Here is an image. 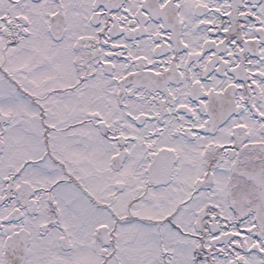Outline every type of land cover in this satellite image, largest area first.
Instances as JSON below:
<instances>
[{
	"label": "snow or ice",
	"instance_id": "obj_1",
	"mask_svg": "<svg viewBox=\"0 0 264 264\" xmlns=\"http://www.w3.org/2000/svg\"><path fill=\"white\" fill-rule=\"evenodd\" d=\"M0 264H264V0H0Z\"/></svg>",
	"mask_w": 264,
	"mask_h": 264
}]
</instances>
